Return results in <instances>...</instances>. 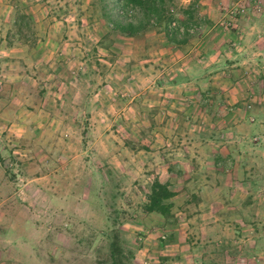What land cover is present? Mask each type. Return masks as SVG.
I'll return each mask as SVG.
<instances>
[{
  "label": "rangeland",
  "instance_id": "rangeland-1",
  "mask_svg": "<svg viewBox=\"0 0 264 264\" xmlns=\"http://www.w3.org/2000/svg\"><path fill=\"white\" fill-rule=\"evenodd\" d=\"M114 5L0 0V264H112V241L119 264H264V0H174L193 33L132 37ZM202 34L184 67L152 56Z\"/></svg>",
  "mask_w": 264,
  "mask_h": 264
},
{
  "label": "trees",
  "instance_id": "trees-1",
  "mask_svg": "<svg viewBox=\"0 0 264 264\" xmlns=\"http://www.w3.org/2000/svg\"><path fill=\"white\" fill-rule=\"evenodd\" d=\"M174 0H115L116 19L110 21V25L114 31L119 32L122 35L132 37L139 33H142L151 22L161 24L167 21L165 24L166 32L171 31L178 33V29L170 28L172 23L169 18L168 7ZM189 8L185 11L187 16H191ZM171 16V15H170ZM179 27V26H178ZM168 36V34H166ZM175 193L170 190V185L167 183H160L155 180L151 185L150 194L147 197V204L145 210L147 212H163L167 213V206L165 201L173 198ZM110 250V260L112 264H119L117 256L119 255V249L116 242L112 241Z\"/></svg>",
  "mask_w": 264,
  "mask_h": 264
},
{
  "label": "crops",
  "instance_id": "crops-1",
  "mask_svg": "<svg viewBox=\"0 0 264 264\" xmlns=\"http://www.w3.org/2000/svg\"><path fill=\"white\" fill-rule=\"evenodd\" d=\"M213 40H215V37H213V35H201L199 38H198V41H199V43H196L195 45H193V47L190 45V47H188L187 49H185V48H180V49H177V48H170V49H172L169 53H166L165 51H164V54L162 55V52L161 51H155V52H153V57L154 58H157V56H160L161 58H162V62H166V60H167V62L168 63H174L175 65H180V66H183L184 67V65H186L187 63H189L188 62V60H190V59H192V56H194L195 54H194V52L195 51H197L198 50V47H199V50L202 48V44L204 43V42H208V41H210V42H213ZM169 49V50H170ZM207 55V54H206ZM200 59H205V57H203V56H201V58ZM202 64V62L200 61V63H199V65H201ZM206 64V63H205ZM204 64H202L201 66H200V68L202 69V71H201V73L202 72H205V71H207V69H208V67L206 68V67H204L203 66ZM167 66H169V65H167ZM206 66V65H205ZM185 68H187V66L185 67ZM162 72H165V71H162ZM197 72H199V71H197ZM186 73H187V71H186ZM211 78L212 77H210L208 80L209 81H206L207 83H206V85H208V87L210 88V90H212V88H213V86H214V88H216V85H215V83L213 82V81H211ZM205 80V79H204ZM185 81H187V82H178V83H174L173 85L174 86H172V87H174V88H177V89H180V90H184L185 91V89H187V88H191V87H193V86H195V85H193V83L192 84H189V85H187L189 82H188V80H185ZM188 86V87H187ZM183 92V91H182ZM213 152H216V150H214ZM214 156H216V155H213V157ZM220 163L219 162H217L216 164H214L213 163V169H216L217 171L220 169V165H219ZM229 165V164H228ZM196 175H195V179H190L192 182H193V180H195V184H196V186H197V188H196V192H195V198H191V199H189V201H192V202H195V203H198V205L199 206H207L208 205V202H212L213 200H214V197H212L211 195V192H213V191H215L214 189H217L216 188V186H218L219 184H220V182L219 181H215V183L216 184H213L214 186V189H212V190H210V192L208 193L207 191L206 192H204L203 191V189H205V182H208V180L210 179V178H208V177H205V178H203L202 180H203V182L201 183V179H199L198 177H196L197 176V172L195 173ZM198 176H201V175H199L198 174ZM231 179V180H230ZM228 181V183L227 184H229V183H233V185L236 183V181H235V179H234V177H232L231 176V178H229V180H227ZM226 181V182H227ZM182 183H184V185H187L188 183H190L187 179H185V180H182L181 181ZM162 183V182H161ZM229 186V185H228ZM209 189H211V188H209ZM172 191V190H171ZM174 192V191H173ZM183 194V193H182ZM182 194H178V196H176V197H180V198H183V197H181V196H183ZM187 200V199H186ZM214 202H215V200H214ZM220 202L221 201H219L217 198H216V202H215V205H213V203H211V205L210 206H207V207H209V208H211L212 210H213V208L214 209H216L217 207H219V205H220ZM207 212V211H206ZM201 216H205V215H203V214H200ZM200 215H198V216H200ZM201 218H203V217H201Z\"/></svg>",
  "mask_w": 264,
  "mask_h": 264
},
{
  "label": "built area",
  "instance_id": "built-area-1",
  "mask_svg": "<svg viewBox=\"0 0 264 264\" xmlns=\"http://www.w3.org/2000/svg\"><path fill=\"white\" fill-rule=\"evenodd\" d=\"M171 26L172 27H175V28H177L178 29V32H180V33H184V32H189V33H193L194 32V30H196V28L195 27H188V28H183V27H178V26H175V23H172L171 24Z\"/></svg>",
  "mask_w": 264,
  "mask_h": 264
}]
</instances>
